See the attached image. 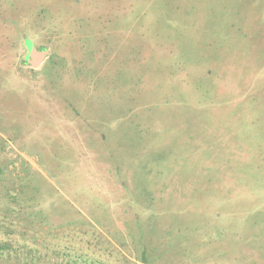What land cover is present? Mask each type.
Instances as JSON below:
<instances>
[{"label":"rangeland","instance_id":"obj_1","mask_svg":"<svg viewBox=\"0 0 264 264\" xmlns=\"http://www.w3.org/2000/svg\"><path fill=\"white\" fill-rule=\"evenodd\" d=\"M0 243L264 264V0H0Z\"/></svg>","mask_w":264,"mask_h":264},{"label":"water","instance_id":"obj_2","mask_svg":"<svg viewBox=\"0 0 264 264\" xmlns=\"http://www.w3.org/2000/svg\"><path fill=\"white\" fill-rule=\"evenodd\" d=\"M26 44L29 50V55L31 56L29 63L32 65V67H37L40 64L42 57L46 54V51L35 50L29 41Z\"/></svg>","mask_w":264,"mask_h":264},{"label":"crops","instance_id":"obj_3","mask_svg":"<svg viewBox=\"0 0 264 264\" xmlns=\"http://www.w3.org/2000/svg\"><path fill=\"white\" fill-rule=\"evenodd\" d=\"M29 40L26 41V43L28 42ZM30 42V41H29ZM27 45V44H26ZM35 50H38V49H35ZM27 51H28V56L31 58V56L29 55V50H28V47H27Z\"/></svg>","mask_w":264,"mask_h":264},{"label":"trees","instance_id":"obj_4","mask_svg":"<svg viewBox=\"0 0 264 264\" xmlns=\"http://www.w3.org/2000/svg\"><path fill=\"white\" fill-rule=\"evenodd\" d=\"M2 246H3V244L0 243V247H2ZM69 264H70V263H69Z\"/></svg>","mask_w":264,"mask_h":264}]
</instances>
